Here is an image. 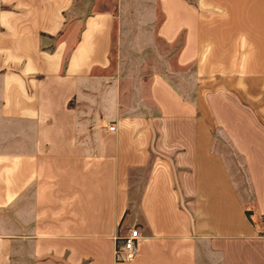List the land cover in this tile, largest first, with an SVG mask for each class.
<instances>
[{"label":"crops","instance_id":"obj_1","mask_svg":"<svg viewBox=\"0 0 264 264\" xmlns=\"http://www.w3.org/2000/svg\"><path fill=\"white\" fill-rule=\"evenodd\" d=\"M70 5L0 0V264H264V0H157L178 76L135 114L111 15Z\"/></svg>","mask_w":264,"mask_h":264},{"label":"rangeland","instance_id":"obj_2","mask_svg":"<svg viewBox=\"0 0 264 264\" xmlns=\"http://www.w3.org/2000/svg\"><path fill=\"white\" fill-rule=\"evenodd\" d=\"M103 11L112 17L107 72L110 80H114L115 75L119 76L124 88V111L128 114L139 113L149 105L146 87L151 73L159 71L166 73L169 79H175L178 75H171L168 71L179 70L173 65V49L155 37V28L161 19L157 0H71L65 17L68 22ZM78 27H72V36L77 34ZM166 56L169 57L165 59ZM185 74L188 78L189 73ZM228 160L237 165L238 190L245 195L247 185L242 168L237 163L238 157L229 155Z\"/></svg>","mask_w":264,"mask_h":264},{"label":"built area","instance_id":"obj_3","mask_svg":"<svg viewBox=\"0 0 264 264\" xmlns=\"http://www.w3.org/2000/svg\"><path fill=\"white\" fill-rule=\"evenodd\" d=\"M107 129L112 131L114 130V127L112 125H108ZM139 239L140 235L136 228H127L125 233L117 238V243L114 248L115 259L120 262H131L137 254Z\"/></svg>","mask_w":264,"mask_h":264}]
</instances>
